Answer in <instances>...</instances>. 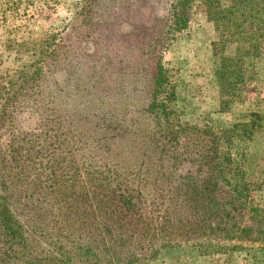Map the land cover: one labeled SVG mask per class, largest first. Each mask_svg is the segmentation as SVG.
Returning <instances> with one entry per match:
<instances>
[{
  "label": "trees",
  "instance_id": "16d2710c",
  "mask_svg": "<svg viewBox=\"0 0 264 264\" xmlns=\"http://www.w3.org/2000/svg\"><path fill=\"white\" fill-rule=\"evenodd\" d=\"M175 1L184 11L195 2ZM201 4L222 34L213 42L219 84L231 87L233 82L246 81L250 59L261 54L264 0H233L229 9L221 0H201ZM229 47L232 53L227 52ZM165 72L160 66L146 110L153 124L137 133L145 150L129 152L159 161L143 162L146 167L139 166L134 175L143 174L137 182L127 178L131 161H124L120 157L124 153L116 151L131 141L129 136L111 155L112 147L93 143L92 129L79 131L81 138L71 142L62 122L49 116L40 130H20L15 126L16 114L31 95L9 96L7 111L0 106V264H147L161 247L189 243L195 235L206 237L198 241L252 239L254 225L241 226L236 217L237 211L247 209L252 184L231 143L235 136L250 139L262 126V117L252 113L246 122L217 128L176 126L169 107L174 90L165 88ZM43 103L48 110L56 104L52 95ZM5 135L7 142L2 141ZM184 164L196 171L181 172ZM152 183L154 189H164V216L147 205L148 192L143 190ZM254 211L264 216V210ZM200 247H207L203 252L226 249L221 243L202 242Z\"/></svg>",
  "mask_w": 264,
  "mask_h": 264
},
{
  "label": "rangeland",
  "instance_id": "374dc122",
  "mask_svg": "<svg viewBox=\"0 0 264 264\" xmlns=\"http://www.w3.org/2000/svg\"><path fill=\"white\" fill-rule=\"evenodd\" d=\"M232 3L221 0L225 9ZM221 36L201 0L186 11L175 0H0L1 108L9 110V96L31 95L20 103L16 127L35 132L49 116L62 122L71 142L81 138V130L92 129L93 143L112 147L111 155L129 136L131 141L116 151L132 163L130 181L140 179L143 174L134 175L149 158L159 161L129 152L145 150L137 133L153 124L146 110L160 66L168 78L165 88L174 90L169 107L176 126L217 128L246 122L252 113L262 117V126L250 139L235 136L231 143L252 184L247 209L236 212L241 226L254 225L252 239L198 241L206 237L195 235L189 243L161 247L147 264H264V216L254 211L264 210V36L258 39L261 54L248 63L249 77L231 87H222L217 76L213 42ZM50 95L56 104L48 110L43 100ZM2 138L7 142L6 135ZM188 169L196 171L185 164L180 170ZM153 183L143 190L148 192L147 205L164 216V189H154ZM160 216L155 218L164 222ZM202 242L221 243L226 249L203 252L207 247L202 249Z\"/></svg>",
  "mask_w": 264,
  "mask_h": 264
}]
</instances>
